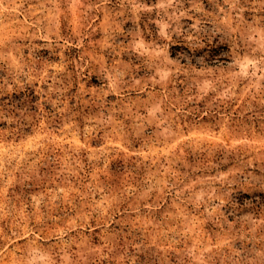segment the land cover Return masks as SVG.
Masks as SVG:
<instances>
[{"label":"rangeland","instance_id":"obj_1","mask_svg":"<svg viewBox=\"0 0 264 264\" xmlns=\"http://www.w3.org/2000/svg\"><path fill=\"white\" fill-rule=\"evenodd\" d=\"M0 264H264V0H0Z\"/></svg>","mask_w":264,"mask_h":264}]
</instances>
